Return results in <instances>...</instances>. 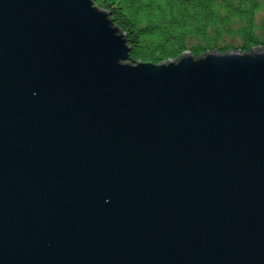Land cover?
Instances as JSON below:
<instances>
[{"label":"water","instance_id":"obj_1","mask_svg":"<svg viewBox=\"0 0 264 264\" xmlns=\"http://www.w3.org/2000/svg\"><path fill=\"white\" fill-rule=\"evenodd\" d=\"M93 0H0V264H264V46L124 63Z\"/></svg>","mask_w":264,"mask_h":264},{"label":"trees","instance_id":"obj_2","mask_svg":"<svg viewBox=\"0 0 264 264\" xmlns=\"http://www.w3.org/2000/svg\"><path fill=\"white\" fill-rule=\"evenodd\" d=\"M110 13V19L125 33L131 63L176 59L187 49L186 37H204L209 26L218 22L227 24L226 18L218 20L213 0H93ZM146 7V11L143 7ZM260 4L257 0L242 3L233 15L243 21L241 52L250 51L260 41L255 35V14ZM151 9L155 15L146 14ZM218 20V21H217ZM209 49L202 45L190 48L199 57ZM225 52L228 47H222ZM220 50V51H221ZM221 51V52H222Z\"/></svg>","mask_w":264,"mask_h":264},{"label":"rangeland","instance_id":"obj_3","mask_svg":"<svg viewBox=\"0 0 264 264\" xmlns=\"http://www.w3.org/2000/svg\"><path fill=\"white\" fill-rule=\"evenodd\" d=\"M251 1L252 0H213L214 12L217 19H223L228 15L229 22L227 24L218 22L214 25L209 26L204 37H197L193 34L186 37L187 48L190 49L194 45L198 44L203 46L211 45V49L216 47H228V49H237L238 47H240V45H242V35L240 29L243 26V21L239 17L234 16L233 12H235V8L240 6L242 3H248ZM257 3L260 4V8L255 14L254 32L258 37L260 43H264V0H257ZM167 61L169 60L162 62ZM125 62H128V60H125Z\"/></svg>","mask_w":264,"mask_h":264},{"label":"bare ground","instance_id":"obj_4","mask_svg":"<svg viewBox=\"0 0 264 264\" xmlns=\"http://www.w3.org/2000/svg\"><path fill=\"white\" fill-rule=\"evenodd\" d=\"M95 4V3H94ZM96 5V4H95ZM98 6V5H97ZM99 7V6H98ZM100 8V7H99ZM143 9L146 11V7L144 6L143 7ZM155 12H156V10H154V9H151L148 13H146V14H149V15H151V14H153V15H155ZM109 15H110V13H109ZM231 16V15H230ZM228 20V15H227V18H226V20L225 21H227ZM229 22V21H228ZM113 24H114V22H113ZM115 25V24H114ZM242 25H244V24H242ZM243 27V26H242ZM120 29V28H119ZM121 31V30H120ZM122 32V31H121ZM122 33H124V32H122ZM242 34V33H241ZM124 35H125V33H124ZM125 38H126V40H127V37H126V35L124 36ZM203 46V45H202ZM264 46V43L263 42H261L258 46H255V47H253L250 51H253L254 49L256 50V49H259V48H261V47H263ZM208 47H209V49H207V51H210V52H212L213 50H216V51H218L219 53H224L222 50H221V48L222 47H216V48H213V49H211V45L209 46L208 45ZM238 49H239V51H241V49H242V46L241 47H238L237 49L235 48V49H233V50H235V51H238ZM222 52H221V51ZM230 49H228V50H226L225 52H227V51H229ZM185 51H189L190 53H191V51H190V49H186V50H184V52ZM206 51V52H207ZM206 52H205V54H206ZM245 52H248V51H245ZM192 54V53H191ZM171 60H174V59H171ZM124 63H126L125 61H123ZM127 63H130V64H133V63H131L130 62V60H128V62Z\"/></svg>","mask_w":264,"mask_h":264}]
</instances>
